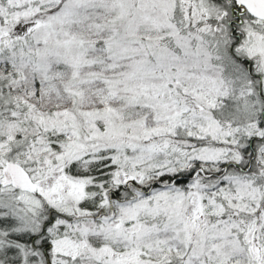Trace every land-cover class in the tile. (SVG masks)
<instances>
[{"label":"snow or ice","instance_id":"6c2138e0","mask_svg":"<svg viewBox=\"0 0 264 264\" xmlns=\"http://www.w3.org/2000/svg\"><path fill=\"white\" fill-rule=\"evenodd\" d=\"M0 264H264V0H0Z\"/></svg>","mask_w":264,"mask_h":264}]
</instances>
